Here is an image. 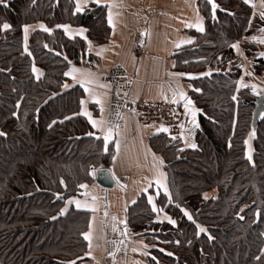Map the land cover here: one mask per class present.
Segmentation results:
<instances>
[{
    "label": "trees",
    "instance_id": "16d2710c",
    "mask_svg": "<svg viewBox=\"0 0 264 264\" xmlns=\"http://www.w3.org/2000/svg\"><path fill=\"white\" fill-rule=\"evenodd\" d=\"M216 3L220 7L212 19L211 6L199 2L205 31L173 55L179 73L211 70V75L189 79L193 90L188 96L202 109L196 116L199 127L189 134L197 147L185 148L162 132L149 140L151 150L164 160L171 193V202L159 194L157 206L177 223L156 221L144 193L126 210L127 227L147 241L146 264H264V117L253 122L259 96L248 88L236 89L239 69L229 46L257 32L264 21L244 0ZM73 13L74 0L0 3V25H12L0 29V131L6 133L0 136V264H80L85 259L81 233L88 228L90 212L73 204L66 213L60 209L68 198L81 196L80 184L94 181L93 168H109L113 147L109 143L105 152L101 137H83L94 132L80 114L84 91L63 73L92 61L88 41L91 47L101 46L111 30L103 6L89 4L83 13ZM36 22L53 31L30 34L29 56L23 51L22 25ZM57 24L86 28L87 39L69 36ZM242 49L253 55L264 46L244 43ZM33 62L44 73L39 80L31 71ZM253 69L259 74L264 62L257 58ZM64 82L70 87L62 88ZM53 120L57 123L49 128ZM254 128L250 145L255 166L246 158L244 143ZM244 205L249 207L240 220L237 213ZM258 208L262 215L253 222ZM197 224L207 231L196 235Z\"/></svg>",
    "mask_w": 264,
    "mask_h": 264
},
{
    "label": "crops",
    "instance_id": "0c3cea01",
    "mask_svg": "<svg viewBox=\"0 0 264 264\" xmlns=\"http://www.w3.org/2000/svg\"><path fill=\"white\" fill-rule=\"evenodd\" d=\"M200 1L202 0H109V3L115 2L119 5L113 9L114 13L120 14L114 17L115 29L113 30L108 24L111 30L109 40L101 46L91 47L90 53L93 60L85 62L81 68L90 69L94 74V79L109 85L107 89L96 88V91L101 94L104 100L103 116L105 120L113 127L119 125L120 135L114 134L113 138L108 141V144H112L113 155H117L116 161L111 160L109 166V169H112L115 174L116 178L114 179L117 186L108 190L105 197L104 190L93 181L88 184L89 188L87 190L82 189L81 196L76 198L91 203L90 196L83 195L85 191H90L99 198L97 202L98 211L95 213L89 209L81 208V210L90 212L89 222H92L93 239L91 249L88 247V241L85 240L87 245L83 256L85 259L80 264H146V253L149 247L145 237L131 232L128 227L127 236H122L121 232L125 225L121 224L120 221L126 219L125 206L128 208L141 194L147 195V202L148 197L152 196L156 206L159 194L167 197L168 195L155 182L157 173L153 166L154 152L149 147L150 138L160 134V132H156L154 127H142L138 124L133 111V101H166L161 96L162 90L169 97L167 101H171L170 85H178L187 95L193 90L189 79L200 74L171 76L169 73H179L175 70L176 62L173 58L176 51L191 46L196 40V34L202 33L196 28L185 26V22H195L196 10L199 8ZM253 4L255 7L248 5L251 7L252 14L255 13V17L259 18V12L262 10L261 0H253ZM104 8L107 15L108 10L106 7ZM199 13L202 16L200 10ZM40 24L41 22L29 24L32 26L29 30V36L35 30H42L39 27ZM78 29L77 27H70V31L73 32L71 36L79 35ZM145 29L149 31L150 35H142ZM258 34V31H254L252 35ZM188 38H192V43L175 47L176 43ZM244 43L252 44L255 42L245 38L240 41V48L244 55H240L234 50L236 66L239 69L237 81L243 77L246 84L258 86L256 95H264L258 94L264 93V70L255 74L253 69L257 58L264 62V57L258 56V53L263 49L257 50L253 55H246L242 49ZM101 48L104 51L101 55H97ZM239 65H244V67L241 68ZM207 72L209 71L202 73ZM246 72L253 74L247 75ZM66 77L70 83L83 88L71 77ZM93 87L95 88V85ZM237 87L238 84L236 89ZM248 89L252 91L251 87ZM105 92L107 93L106 96L103 95ZM83 100L86 101L85 106L91 112L93 119H99L101 116L100 107L85 91ZM179 104L184 109L183 101H180ZM90 105L93 107L91 108ZM94 109L97 111L96 114H93ZM84 117L88 120L86 116ZM88 122L91 125L89 120ZM92 129L102 137L98 129L93 127ZM117 139L120 140L118 154L115 145ZM181 142L183 147L189 148L190 137L183 138ZM155 155L160 157L158 154ZM162 170L164 171L163 167ZM144 188H147V191H143ZM73 206L75 207L74 203ZM149 206L152 210V205L149 204ZM157 208L160 207L157 206ZM105 209L108 211L107 217L104 216ZM154 213L156 221H168L165 219L164 211ZM113 216L117 218L116 221H112ZM93 217H95L94 221L92 220ZM113 223H115L117 231L112 230ZM87 231H89V224ZM116 241H123V243L117 245L114 243ZM117 247L119 248L118 251H116ZM89 251L92 253L91 256L86 255ZM113 251H115V256H109V252Z\"/></svg>",
    "mask_w": 264,
    "mask_h": 264
},
{
    "label": "snow or ice",
    "instance_id": "6c2138e0",
    "mask_svg": "<svg viewBox=\"0 0 264 264\" xmlns=\"http://www.w3.org/2000/svg\"><path fill=\"white\" fill-rule=\"evenodd\" d=\"M206 2L211 6L212 19H215L216 18L215 13H216L217 9L220 7V5L216 3V0H206ZM244 2L246 4H250L253 7H255V5L253 4V0H244ZM0 3H6V0H0ZM32 3L35 4L36 0H32ZM89 4H94L96 6H102L103 5L104 7L107 8V10H108L107 11V22L114 30L115 29L114 17L118 16L120 14L114 13L113 9L118 7L119 5L115 2L109 3V0H74V13L73 14L83 13L85 11V9L89 6ZM261 9L262 10L259 12V18L262 21H264V0H261ZM253 15L255 16V13ZM251 23H252V21L249 20V27L251 26ZM185 26L188 28H196L200 32L205 31L204 18L200 15L199 8H197V10H196L195 22H185ZM39 27L43 31H45L49 34H51L53 31L52 28L46 27L43 23H41L39 25ZM55 27L56 28H62L65 31V33H67L69 36H71L73 34V32L70 31V25H68V24H57ZM11 28H12V25L8 22H4V23H2V25H0V29H2V30H9ZM22 28H23V51L25 53H27L29 56H32L33 53L29 49V30H30V28H32V26L25 23L22 25ZM87 31L88 30L86 28L81 27L78 29V34L80 36H84L85 32H87ZM257 31L259 33L258 35H251L249 37H246L245 39L250 40L252 42H255L256 44H259V45H264V27H260ZM142 35H150V33L147 29H145L142 32ZM84 38L87 39L86 36H84ZM88 43H89V48L91 50L92 42L88 41ZM185 43H192V38H188V39L179 41V43L175 44V47L178 48L181 46V44H185ZM229 46L232 49H234L237 53H239L240 55H244V53L241 51V48H240V41L233 42ZM44 47L47 48L48 45L45 44ZM103 51H104V49L101 48L100 51L97 52V55H101ZM258 56L264 57V51H260L258 53ZM65 60H67V56H65ZM68 63L71 65L72 62L68 61ZM231 63L232 62L229 61L230 65H231ZM249 63H251V61H249ZM239 67L243 68L244 65H239ZM31 71L35 74L36 80H39L44 75L42 70L39 69L38 67H36L34 62L32 64ZM217 71H219V69H217ZM246 74L252 75L253 73L246 72ZM63 75L71 77L73 81L82 85L84 88V91L86 93H88L90 97H92L94 99V101L97 105H99L101 116L99 119H93L91 112H89L87 107L85 106L86 101L81 99L80 104H81L82 108H81L80 114L86 116L88 118V120L90 121L92 127L99 130V132L101 133L102 138H103V150L105 152H107L108 151V141L113 138L114 134L116 136L120 135L119 125H116L115 127H113V126H111V124L107 120H105V118L103 116L104 100H103L101 94H99L96 91V88L107 89L109 87V85L105 84V83H100L98 80L94 79L93 78L94 74L91 72L90 69H82V68H78L75 66H71V67H69V69L66 72L63 73ZM169 75H171V76H185V75L192 76L191 73H169ZM200 75H211V70L207 73H201ZM237 84H238L237 91H239V89H241V88L251 87V89L254 93L258 92V86L255 84H251V85L246 84L244 82L243 77H241L240 80L237 81ZM93 85H95V88L93 87ZM61 87L64 89H67L70 87V85L67 82H64L61 85ZM13 90L15 91V89H13ZM170 90L172 91L171 102L172 103H179L180 101H183V107L185 109V114L191 116L190 123L192 125H194L195 127H199L196 116H197V113L202 112V109L195 107L194 101L178 85H170ZM195 91L200 92L201 89H195ZM258 94H264V93H258ZM53 95H55V93H53ZM103 95L106 96L107 93L105 92ZM161 96L164 100H166V101L169 100V97L163 92V90L161 91ZM22 99H23V97H21V100ZM236 99H237V96L233 95L232 100L235 101ZM134 102L135 101H133V103ZM16 107L17 108L20 107V101H17ZM36 112L37 113L39 112V108L36 109ZM12 115L16 116L17 113L13 112ZM73 115H77V114L74 113ZM64 119H71V117L66 116ZM55 123H57V121L53 120L48 125V127L51 128ZM145 127H150V125H145ZM180 128H181L180 136L183 137L184 136V132H183L184 124L183 123H181ZM156 132H169V128L165 127L164 125H161L160 127L156 128ZM189 134H191V133H189ZM3 135H6V133L0 131V136H3ZM87 135L88 136H95L96 133L88 132ZM254 136H255V129H252V131L249 132V138L244 141L245 145H248V150L245 154L246 158L249 162L252 163L253 166H255V162L253 161V154H252L253 150H252L251 145H250V140ZM97 138L99 139L100 137H97ZM173 139H175V137H173ZM115 145H116V152L118 154L119 150H120V140L119 139H117L115 141ZM188 146L192 147V148L197 147V145L195 143H191ZM229 146H231L230 142H229ZM116 159H117V155H113L112 161L115 162ZM157 161H158V164H157ZM163 165H164L163 158L162 157H156L155 153H153V166L156 168V173H157L156 177H155V182L158 186H160L164 189V192L168 195L169 201L171 202V193L169 191V188H168V185L166 182L167 181V174L162 170ZM100 171H103V169H101ZM96 172H97V170L93 169L91 174L95 175ZM108 172L110 174H112L114 178H116L115 174L112 172V169H108ZM60 182H61V184L64 183V181L62 179ZM149 186H151L150 183H149ZM79 187L86 189V190L89 188V186L87 184H80ZM143 191H147V188H144ZM57 195H59V194H57ZM83 195L86 197L90 196L91 203H89L87 200L82 201L80 199L70 197L66 201L65 207L60 209V213L61 214L66 213L68 210L67 206L71 205L73 203L75 204V207L77 209L85 208V209H89L93 213L98 211V206H97V202L99 199L98 196L92 194L90 191H85L83 193ZM205 198H207V195H205ZM133 203H135V201H133ZM148 203L152 205V211L153 212H163L164 211L163 208H157L156 204L153 202L152 196L148 197ZM177 207H180V205L177 204ZM247 207H249V206L244 205V207H242L240 209V212L237 213V216H239L240 220L245 219L244 215H241V213H243L245 208H247ZM126 210H127V206H125V211ZM181 211L184 213V215H186L188 217L189 220L193 219L192 215L188 212L187 209L182 208ZM261 215H262L261 210L259 208L256 209V211L253 213V216L255 218L253 220V222H256V220H258L261 217ZM104 216L105 217L108 216L107 209H105V211H104ZM52 219H55V217H52ZM94 219H95V217L92 218L93 221H94ZM116 219L117 218L115 216L112 217V221H116ZM158 219H159V217H158ZM165 219H167L169 221V223H171L173 225H175L177 223L176 220H174L171 216H168L167 214H165ZM120 223L125 225V228L121 232V235L127 236V221H126V219L121 220ZM196 227H197L196 235H199V234L207 231V229L205 227H203L199 224H197ZM112 230L117 231L115 223H113V225H112ZM81 234L83 235L84 239L86 241H88V247H89V249H91L92 248V239H93V237H92V222L91 221L89 222V231L83 232ZM261 235H264V233H261ZM209 238L211 239V237H209ZM114 243L119 245V244L123 243V241H116ZM175 243L179 244L180 241L177 240ZM188 243H191V241H188ZM145 247H147V245H145ZM118 250H119V248L117 247L116 251H118ZM133 250L135 251V249H133ZM160 251H165V250L160 249ZM260 251H261V253H264V248H261ZM86 255L91 256L92 255L91 251L87 252ZM168 255H173V253H168ZM109 256L114 257L115 251L109 252ZM153 259H155V257H153ZM255 259L260 260L261 257L257 256V257H255ZM69 264H75V261H70Z\"/></svg>",
    "mask_w": 264,
    "mask_h": 264
},
{
    "label": "built area",
    "instance_id": "2783aa9c",
    "mask_svg": "<svg viewBox=\"0 0 264 264\" xmlns=\"http://www.w3.org/2000/svg\"><path fill=\"white\" fill-rule=\"evenodd\" d=\"M133 111L140 126L150 125L158 128L161 125L169 128V132H162L173 140H182L189 136L194 125L190 123L191 116L186 115L179 103L171 101L141 100L133 103ZM181 123L184 124V136H180ZM148 127V128H150ZM96 169L97 168H93ZM92 169V170H93Z\"/></svg>",
    "mask_w": 264,
    "mask_h": 264
},
{
    "label": "water",
    "instance_id": "95a60500",
    "mask_svg": "<svg viewBox=\"0 0 264 264\" xmlns=\"http://www.w3.org/2000/svg\"><path fill=\"white\" fill-rule=\"evenodd\" d=\"M263 117H264V95H260L257 98V101L255 102V109L252 116L253 122L262 119ZM83 137L98 139L97 137H101V136H99L98 134H96L95 136H88L86 134ZM101 139L103 138L101 137ZM101 169H103V171H100ZM108 169L109 168H99L96 174L94 175V182L104 190L105 197L107 196L108 190L117 186L116 180L114 179L112 174L108 172Z\"/></svg>",
    "mask_w": 264,
    "mask_h": 264
},
{
    "label": "rangeland",
    "instance_id": "374dc122",
    "mask_svg": "<svg viewBox=\"0 0 264 264\" xmlns=\"http://www.w3.org/2000/svg\"><path fill=\"white\" fill-rule=\"evenodd\" d=\"M250 144H252L251 141H250ZM247 146H248V145H247Z\"/></svg>",
    "mask_w": 264,
    "mask_h": 264
}]
</instances>
